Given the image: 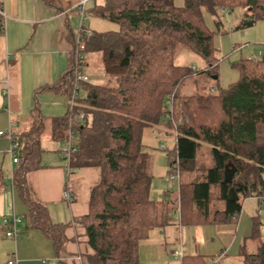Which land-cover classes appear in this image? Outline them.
Returning a JSON list of instances; mask_svg holds the SVG:
<instances>
[{"label": "trees", "instance_id": "16d2710c", "mask_svg": "<svg viewBox=\"0 0 264 264\" xmlns=\"http://www.w3.org/2000/svg\"><path fill=\"white\" fill-rule=\"evenodd\" d=\"M44 1L66 9L63 0ZM236 8L244 10L240 28L264 19V0H184L183 5L175 0H103L90 8L95 16L119 25L118 30H92L84 38L82 64L99 53L107 81L98 83L88 74L90 80L81 83L83 93L75 109L51 121L55 138L63 142L71 128L76 132L78 150L71 165L99 171L89 212L81 218L88 247L83 264H140L141 240L152 228L169 224L176 211L186 224L229 222L239 215L244 199L264 190V53L256 61L242 58L236 63L240 78L226 88L203 93L188 84L193 80L199 85L204 80L198 76L205 74L219 77L215 31L205 21V10L217 14ZM4 31L0 8V36ZM182 51L197 53L207 67L199 70L176 63ZM73 85L72 60L60 82L49 88L69 97ZM78 112L85 113L82 124L71 121ZM31 118V132L20 140L21 166L13 181L29 203L32 226L41 228L60 251L67 242L66 225L51 222L47 206L32 198L26 182V173L39 166L41 155L44 116L37 105ZM147 129L176 134L174 149L167 151L169 174L175 165L180 172L179 192L169 189L173 198L151 197V155L143 142ZM206 145L211 147V166L199 158ZM228 166L236 169L231 183L225 181ZM213 186L219 188L222 210L211 208ZM231 187L239 200L229 198ZM254 222L240 252L241 264H264L262 221L256 217ZM251 240L256 242L253 249ZM184 264L210 262L196 255L187 256Z\"/></svg>", "mask_w": 264, "mask_h": 264}, {"label": "crops", "instance_id": "0c3cea01", "mask_svg": "<svg viewBox=\"0 0 264 264\" xmlns=\"http://www.w3.org/2000/svg\"><path fill=\"white\" fill-rule=\"evenodd\" d=\"M0 8L5 16V31L0 36V131L11 128L23 140L33 127V108L41 106L44 127L39 136V166L26 173V182L32 198L47 206L51 222L66 225L67 238L65 248L58 251L41 228L32 226L29 203L17 192V186L11 185L14 172L21 164L13 163L10 157L11 175L5 174L11 139L6 133L0 134V264H10L14 257H17L15 264H45L44 260L55 264H83L88 250L86 231L72 221L89 212L90 192L99 171L84 167L92 175L75 168L67 175V161L61 152L64 142L55 138L51 121L67 113L68 95L49 88L59 83L71 66L75 18L70 17L67 8L61 10L44 0H0ZM88 65L89 62L85 67ZM29 110V121L26 118L22 121L21 117H26ZM66 190L72 195L70 200L65 197ZM174 196L168 189L162 199ZM245 201L248 203L245 210L251 214L250 223L245 219L241 232L239 216ZM258 206L256 197L244 199L239 215L229 222L186 224L180 221L176 211L169 224L152 228L141 240L140 264H184L187 256L196 255L206 257L210 264H218L216 260L219 264H241L242 246L253 233L255 218L261 220ZM13 214L25 217L23 236L17 240L5 236L3 224V219Z\"/></svg>", "mask_w": 264, "mask_h": 264}, {"label": "rangeland", "instance_id": "374dc122", "mask_svg": "<svg viewBox=\"0 0 264 264\" xmlns=\"http://www.w3.org/2000/svg\"><path fill=\"white\" fill-rule=\"evenodd\" d=\"M82 0H63L65 6L69 11L70 17L75 18L73 22L74 32L77 33V28L80 25V16H79V4ZM102 3L103 0H86L84 3L85 6V16L87 18V23L92 30L95 31H108V30H118L119 25L115 22L100 18L92 14L89 10L96 3ZM176 5H183L184 0H175ZM205 21L209 28L215 31L214 35V45L217 48L216 56L219 59V77L214 78L208 75L198 76L201 77L204 82H201L199 85H195L193 80H189L188 84L194 87L195 90L207 93L210 89L216 87L226 88L232 82H235L240 78V70L236 66L242 58H247L250 56H260L264 53V19L257 21L253 26L240 28L239 24L241 23L242 17L244 15V10L242 8H236L233 11L225 10L224 12L220 9L217 12V16L213 15L209 11L205 10ZM215 16V17H214ZM221 21V27L218 28L217 22ZM176 63L186 64L189 66H195V68L201 70L207 67V64L201 56L197 53L190 51L180 52L176 59ZM85 67V66H84ZM86 73L90 74L93 79L98 83H104L107 81L106 74L104 73L102 60L99 53H92L90 56L89 65L83 69ZM83 92L80 90L81 95ZM38 102V101H37ZM39 109H41V106ZM69 108V97L68 105ZM42 112V109H41ZM46 112V109H45ZM45 115V114H44ZM29 121L30 119V110L29 113L21 117L22 121ZM166 119L162 120V123H165ZM154 132L151 129H147L143 136V142L146 145V149L151 155L150 159V172L152 174V182L150 194L156 200H161L163 198V193L168 190V181H169V170L170 166L168 163L167 151H172L175 147L176 134L175 132L166 133L165 131ZM47 146V143H44ZM164 147V148H163ZM10 153H8L7 165L5 168V174H8V177L11 175L12 168L10 166ZM200 160L205 164L210 166L213 162V156L211 153V147L209 145L203 146L200 154ZM18 164L15 165L17 167ZM83 172L87 171L84 167H77ZM90 174L93 175L91 170H88ZM6 180L7 177H5ZM189 179V176H187ZM17 188V187H16ZM176 191V190H175ZM17 192L19 189L17 188ZM248 203L244 202V210L241 212L240 225L241 232L244 231L243 226L245 219L249 220L250 215L248 211L245 210ZM224 202L220 198L219 189L217 186L212 187L211 192V208L212 210L223 209ZM251 211V210H250ZM253 212V211H251ZM258 215L262 220L260 226V239L264 240V203L262 206V212ZM239 220V219H238ZM250 223V220L248 224ZM251 225V224H250ZM251 226L249 230L251 231ZM242 234V233H240ZM23 236V234H22ZM25 237V234H24ZM1 241V239H0ZM255 241L251 240L249 243V248L253 249L255 247Z\"/></svg>", "mask_w": 264, "mask_h": 264}, {"label": "built area", "instance_id": "2783aa9c", "mask_svg": "<svg viewBox=\"0 0 264 264\" xmlns=\"http://www.w3.org/2000/svg\"><path fill=\"white\" fill-rule=\"evenodd\" d=\"M86 0H82L79 4V16H80V25L77 28V33L74 38V48H73V62H74V85L73 89L71 91V95L69 96V111H73L77 104V98L80 94V86L81 83L84 81H89L90 77L89 75L83 70L84 64H82V61L84 60V38L85 36L92 35L93 31L89 27L87 23V18L85 16V3ZM226 9H222L224 12ZM249 59H253L254 61L258 60V56H250ZM195 68V67H194ZM72 119L75 122L83 123L85 120V113L78 112L75 115L71 116ZM7 134L11 139V145L9 148V153L12 158L13 163H19L20 159L18 156V148L20 146V140L18 137L14 134L11 128L8 129L7 132L0 131V134ZM164 148V147H163ZM78 150L77 146V139H76V132L74 129L69 130L68 139L64 141V143L61 146V152L63 156L65 157L67 161V167H66V173L69 176L73 171H75V167L71 165V160L73 154ZM261 177L264 180V172L261 173ZM179 180H180V172L175 165L174 170L169 174V181H168V188L169 189H176L179 192ZM14 184L13 177L11 180V185ZM15 185V184H14ZM65 197L67 199H71L72 195L71 193L66 190L65 191ZM258 199L259 206H258V213L260 214L262 212V206L264 203V190H261L258 195H255ZM180 199V198H179ZM24 216L13 214L11 216L5 217L3 219V224L5 227V236L12 238L14 240L19 239L23 234L22 224L24 222ZM82 219L80 217L74 219L72 221V224L74 225H82L81 224ZM17 262V257L12 258L9 263L15 264ZM216 262L219 264L218 260ZM43 263L45 264H55V262H51L48 260H44Z\"/></svg>", "mask_w": 264, "mask_h": 264}, {"label": "water", "instance_id": "95a60500", "mask_svg": "<svg viewBox=\"0 0 264 264\" xmlns=\"http://www.w3.org/2000/svg\"><path fill=\"white\" fill-rule=\"evenodd\" d=\"M214 78H218L217 75H214L213 76ZM235 167H226L225 169V181H227L228 183H231L233 181V177H234V174H235ZM229 198L231 200H234V201H237L239 200V196H238V193L236 192L235 188L234 187H231L230 190H229Z\"/></svg>", "mask_w": 264, "mask_h": 264}]
</instances>
